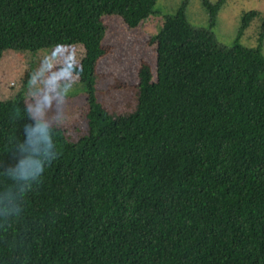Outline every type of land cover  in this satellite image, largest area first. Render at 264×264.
<instances>
[{"label":"trees","instance_id":"obj_1","mask_svg":"<svg viewBox=\"0 0 264 264\" xmlns=\"http://www.w3.org/2000/svg\"><path fill=\"white\" fill-rule=\"evenodd\" d=\"M156 0H0V58L79 44L86 133L68 140L0 99V264H264V17L254 47L219 44L184 1L164 14L133 113L96 98L104 15L134 28Z\"/></svg>","mask_w":264,"mask_h":264},{"label":"rangeland","instance_id":"obj_2","mask_svg":"<svg viewBox=\"0 0 264 264\" xmlns=\"http://www.w3.org/2000/svg\"><path fill=\"white\" fill-rule=\"evenodd\" d=\"M184 1L189 24L208 27L203 0H156L154 13L134 28H127L119 17L104 15L103 56L97 61L96 98L109 115L133 113L136 71L147 64L154 79L155 45L149 42L164 14L172 13ZM214 3L217 0H207ZM253 11L238 41L254 47L259 24L264 17V0H222L211 31L221 45H230L245 12ZM261 52L264 55V39ZM83 55L79 44L56 46L35 53L7 50L0 58V99L6 100L24 85L25 104L45 124L60 129L68 140L86 133L84 95L78 77L70 67L78 66Z\"/></svg>","mask_w":264,"mask_h":264}]
</instances>
